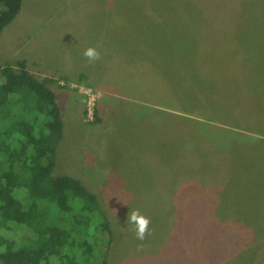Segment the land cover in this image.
Masks as SVG:
<instances>
[{
  "label": "rangeland",
  "instance_id": "1",
  "mask_svg": "<svg viewBox=\"0 0 264 264\" xmlns=\"http://www.w3.org/2000/svg\"><path fill=\"white\" fill-rule=\"evenodd\" d=\"M89 47L99 61L83 56ZM223 47L238 72L237 122L209 99L177 111L174 69ZM17 61L56 83L52 174L96 197L113 235L108 264H264V0H23L0 35V66ZM137 209L151 221L143 241L126 223Z\"/></svg>",
  "mask_w": 264,
  "mask_h": 264
},
{
  "label": "trees",
  "instance_id": "2",
  "mask_svg": "<svg viewBox=\"0 0 264 264\" xmlns=\"http://www.w3.org/2000/svg\"><path fill=\"white\" fill-rule=\"evenodd\" d=\"M22 2L0 0V35L20 13ZM207 50L187 57L191 66L174 69L179 84L171 104L177 111L183 106L190 111L209 99L205 103L216 113L225 105L233 125L237 109L231 108L229 96L238 77L236 62L227 47ZM54 84L28 71L24 61L0 66V264H108L113 235L96 197L77 178L52 174L63 138ZM167 84L159 90L158 102L169 99ZM93 119L100 122L97 109ZM203 142L208 143H197ZM192 178L199 187L200 179ZM221 200L212 196L208 201L216 206Z\"/></svg>",
  "mask_w": 264,
  "mask_h": 264
},
{
  "label": "clouds",
  "instance_id": "3",
  "mask_svg": "<svg viewBox=\"0 0 264 264\" xmlns=\"http://www.w3.org/2000/svg\"><path fill=\"white\" fill-rule=\"evenodd\" d=\"M83 56L89 63H94L101 59L100 52L94 47L85 49V51L83 52ZM126 223L128 226V230L134 232L135 238L139 241H143L146 236L152 235V232L149 228V224L151 223L150 219L144 216L138 209L131 210L128 213Z\"/></svg>",
  "mask_w": 264,
  "mask_h": 264
}]
</instances>
